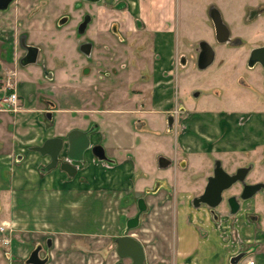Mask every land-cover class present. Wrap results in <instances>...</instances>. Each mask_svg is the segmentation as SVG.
Returning a JSON list of instances; mask_svg holds the SVG:
<instances>
[{
  "label": "crops",
  "instance_id": "0c3cea01",
  "mask_svg": "<svg viewBox=\"0 0 264 264\" xmlns=\"http://www.w3.org/2000/svg\"><path fill=\"white\" fill-rule=\"evenodd\" d=\"M38 1L42 0H17L18 7L12 11L15 23H18L16 29L23 27V23L26 27L20 36L15 30L14 38H20L22 48L24 43L37 46L40 49L38 62L27 66L20 63V69H13L14 59L11 62L5 60L0 48V77H3L0 79V244L9 247L1 249L3 261L0 264H20L33 246L45 237H51L54 244L52 264H72L66 256L70 255L67 253L74 242L87 245L98 240L97 236L115 238L123 235L129 219L138 212L140 198H144L148 206L145 214L148 225H154L146 227V219L142 216L145 227L135 233L143 243L150 242L152 236L163 237L159 230L170 221V214L173 213L177 220L175 264H230L235 253L251 245H255L254 249L241 264L250 261L264 264V221L251 224L243 215H238L230 220L233 225L230 230H224L212 223L205 209H193L190 201L194 189L187 184L183 185L186 189L181 190L178 197L177 212L171 206L174 202H168L170 197L175 198V188L173 190L168 184V169L180 171L181 183H184L193 171L209 166L208 152L216 157L222 155L229 161L227 157L231 151L251 149L264 143V113L190 111L186 107L189 110L183 119L186 129L179 135L175 129L169 130L170 115L181 101L178 98L181 82L177 84L176 71L188 69L192 63L187 51L176 49L179 3L185 12L180 19L190 27L189 13L200 10L194 8L196 0H119L111 5L95 6L92 13L96 16L88 32L91 30L98 37L105 32L104 24L109 25V18L100 19L99 13L106 12L114 18L111 24L114 22L121 39L122 31L134 32L144 35L141 36L143 43H149L151 39L153 44V58L150 53L141 55L143 60L149 57L153 60L150 70H138L132 76L116 70L108 79L104 76L106 71L100 69L98 75L93 72L97 67L93 61L98 57H94L92 41L79 45L84 62L94 65L82 67L80 74L73 72L67 53L63 72L51 69L47 59L39 60L42 53L39 41L29 43L28 39L45 33L46 42L54 29L61 30L66 26V23L61 24L66 15L53 13L60 11L57 4L63 6L60 0H54L56 6L52 5V9H49L50 4L41 7ZM206 4L216 42L233 45L232 42L219 43L216 39L211 18V10L216 5L209 0ZM42 8L45 13L38 25L34 21H39L38 13ZM50 19L53 23L46 26ZM229 30L232 41L240 40L235 46L243 45V39L233 38ZM13 41L17 42V38ZM86 44L92 45L89 54L81 50ZM218 58L216 52L215 59ZM189 75L184 74L183 83L190 82ZM123 80L128 82L126 86L119 85ZM243 82L247 83L242 79ZM15 93L19 97L16 111L4 101ZM152 114H158L160 121H153ZM101 115H111V119ZM159 124L163 132L157 128ZM74 129L90 131L92 146H103L110 162L100 161L88 150L83 162L72 163L77 168L74 176L60 168L45 171L51 162L50 156L33 148L43 146L48 139L65 138ZM172 135L175 139L173 156L168 152ZM67 151L66 144L62 154L65 160ZM162 158L174 164L162 166ZM183 159L188 167L178 169L177 165ZM72 183H79L75 187L78 190L70 191ZM158 183H167L165 190H158ZM100 189L114 192L113 212L109 214V203L95 193ZM150 192L152 194H148ZM201 212L206 214L205 217L199 214ZM109 219L112 220L110 223ZM226 235L229 236L227 240ZM163 240L156 243L158 249L153 251V256L165 248Z\"/></svg>",
  "mask_w": 264,
  "mask_h": 264
},
{
  "label": "rangeland",
  "instance_id": "374dc122",
  "mask_svg": "<svg viewBox=\"0 0 264 264\" xmlns=\"http://www.w3.org/2000/svg\"><path fill=\"white\" fill-rule=\"evenodd\" d=\"M75 1L78 2V0H60V3L63 6H60L59 4L56 6L54 0L50 2L45 0L38 1V3L41 4V7L50 4L49 9H52V7H54L52 5H55L60 11H54V15H69L72 19L69 23V27L66 28L65 26L61 30L54 29V32L48 34L46 42H44V37L46 36L45 33L36 34L34 37L28 39L29 43L36 39V41H39L38 44L42 47V53L39 60L47 59L48 62H50V68L59 73L63 72V69L66 68L67 53L71 58L70 63L71 67L74 69L73 72L80 74L83 71L82 67H94V65L92 63H87V61H85L86 63L84 62L80 55L79 45L85 41H92L95 44L94 57H98V59L93 61V63L97 65V67L93 69V72L97 75L100 74L98 71L100 69L103 72L112 71L113 73L116 72V70L118 73H123L125 71L132 76L136 73L135 71H146L152 68L151 64L153 60H149V56V58L143 60V56H141L144 53H150L151 58H153L152 40L150 39L149 43L146 41L143 43L144 40L141 36L144 35L134 32L126 33L124 31L121 32L123 37V39H121V36L112 32L110 24L114 19H111L110 14H106V12L105 14L103 12L99 13V15L102 16H100V19H106V17L109 18V25L108 23L104 24L105 32L102 34V37L100 36L99 38L91 30L85 36L79 37L76 28L81 20L82 11H75ZM118 1L119 0H107L104 3H100L99 7L106 5L105 3L111 5V3L115 4ZM209 1L216 5V7H214L215 9L218 7L222 10L220 14L222 15L223 21L229 25L233 38L239 37L243 39L244 43L237 47L235 45H220L216 42L215 37H213V29L209 22L210 12H206V7L208 5L206 3H208V0H196L194 8L199 7L200 10L194 11L191 14L189 13L191 20L190 27L186 26L183 20L180 19L181 15H184L185 12L179 3L180 9L178 11L179 24L177 28L178 38L176 49L178 52L187 51L189 57L192 59V63L188 69H179L176 73V79H178L177 84L178 82H181V93L178 98L188 109H190V111H229L246 114L264 113V69L260 65H257L254 68H249L248 64L251 51L256 47L264 45V15H258L259 6L261 4L264 5V0ZM15 7H18L17 0L11 3L7 11L0 10V48L5 60L11 62L12 59H14L13 62L16 64H14V66L11 65V67L13 69H20V59L25 55L26 50L21 47L19 41L20 38H14L13 34L15 30H17L19 31L17 36H20V33L23 35L26 31V27L24 25L25 23H23V27L16 29L18 23H15L12 12ZM42 10L43 8L38 13L39 21L37 19L34 21V23L38 25H41V16L45 13L42 12ZM4 13H6L5 15L7 19L4 17ZM99 20L96 21L99 22ZM96 21L94 24L95 27L98 25ZM52 23L53 21L50 19L46 26H51ZM138 36H140V38ZM16 38L17 42L14 43L13 40H16ZM203 41L210 43L214 47L219 58L218 60L215 59L214 63L207 69L201 70L197 65V56L199 54L198 49L200 43ZM112 57L114 60L111 59ZM184 74H191L188 76L190 82L183 83L182 80ZM6 77H8V75ZM1 78L3 77H0V79ZM242 79L249 83V85H247V83L244 84V82L242 83ZM96 81L97 83H100L99 80ZM110 82L111 81H107L106 83ZM127 83L128 82L124 80L119 81V85L126 86ZM62 116L66 115L63 114ZM102 117L111 119V115H103ZM151 119L159 122L160 116L158 114H152ZM157 128L163 132V127H161L160 124L157 125ZM170 137H172V139L171 142L168 143V152L169 155L173 156L175 139L173 140V135ZM105 146L109 147V143H106ZM153 162L157 167L156 160ZM83 168L84 167H81V169ZM200 168L201 167H199V169ZM166 173L168 174L170 183L175 190L180 192L181 190L184 191L186 189L181 187L180 171L171 168L168 169ZM201 175L202 173L200 174L198 171L194 173V177L197 179H199ZM178 178L179 181L177 182ZM71 185V188H69L70 191L78 190V188L75 187H77L79 183H72ZM107 191V189L105 191L100 189L95 191V193H97V195L99 194L98 196L101 199H104L107 204L109 203L107 210V213L109 214L110 212H113L114 203L111 201L113 200L112 195L114 192L108 193ZM262 212L264 214V205L262 207ZM145 219V226H150L148 225V219ZM170 219L171 224L169 223V230L171 237L174 239L176 238L178 224L173 213ZM108 221L110 223L112 220L109 219ZM151 223H153V221H151ZM154 223L156 226L155 220ZM144 224H141L134 231H142V228L145 227ZM110 228L112 229L113 226L111 225ZM97 239L98 240H92L87 245H82V242H74L71 247H69L70 252L67 254L70 255L66 256V258H69L72 264H99V262L106 259L109 254L115 253V249H112L111 246L108 245L112 243L111 240L113 238H108V236H97ZM2 248L9 249L8 246L0 244V255L2 254ZM247 259L248 257H246L245 260ZM1 260L3 261V258L0 256V262Z\"/></svg>",
  "mask_w": 264,
  "mask_h": 264
},
{
  "label": "flooded vegetation",
  "instance_id": "af4514ba",
  "mask_svg": "<svg viewBox=\"0 0 264 264\" xmlns=\"http://www.w3.org/2000/svg\"><path fill=\"white\" fill-rule=\"evenodd\" d=\"M99 4L100 2L95 3V2L88 1V0H78V2L75 1L74 3L75 11L76 10L80 12L82 11L81 20L78 23L77 28H76L77 35H79L78 33L79 26L85 21L87 17H89L90 22L83 36H85L88 33L90 26L94 22V16H96L94 13H92V10L94 9L95 5H99ZM258 11H259L258 12L259 16L264 15V5L261 4L259 6ZM71 21H72L71 16L66 15V24H65L66 28L69 27V23ZM112 23L114 24V22ZM113 24H110L112 32L117 34L118 28L117 27L114 28ZM98 30L101 31L100 28ZM102 34L103 33L101 32L99 34V37L100 36L102 37ZM262 46H259V47H262ZM199 52H200V47L198 49V53ZM198 57H199V54L197 56V65H198ZM111 59L114 60L113 57ZM257 65H260L261 67H263L259 63L256 64V66ZM111 74H114V73L112 71H106L104 73L105 79L110 78ZM177 104H178L177 109L174 111L173 114L170 115L169 130L175 129L179 135V133L184 131L187 127L186 125H184L183 119L185 115L188 114L189 110L186 108V105H184L182 101L178 102ZM207 156L209 157V161H210L209 166L206 165L204 167H201L198 170L193 171L191 175L187 176V179L184 180V183H181V187L187 184V186L194 189L193 191L194 194L190 201V204L192 205L193 209H195L196 211L205 209V213L209 216L212 223L221 227L224 230L225 228L230 230V227L233 226L230 220L237 217L238 215H243V218L248 223H251V224H255V223L258 224L264 221V214L262 212V207L264 205V143L261 145H255L251 149H240L238 151H231L229 153V157H227L229 161H225L226 158H223L222 155L216 157L215 155L212 154V152H208ZM65 161H70V160L66 157ZM185 161L186 160L183 159L179 163V165H177V168L183 169V170L186 169L188 166L187 164H185L186 163ZM70 162L75 163L74 161H70ZM165 162H166V165H162V166L168 167L170 163H171L170 165L174 164V162H170L168 160H166ZM225 162L227 163V165ZM218 163H220V166L229 175L237 174V172L239 171V176H238L239 178L238 180L232 182L234 184L230 188L225 189L222 192V199L220 203L215 208H212L209 205L203 202H200L199 199L206 193L207 187L210 183V178L215 176V170L218 166L217 165ZM197 171L200 172V174L202 173L199 179L194 177V173ZM216 183H219V187H220L224 185V183H229V182L221 178V179H218ZM158 184H159L157 188L158 190L160 189L165 190V185L167 183H158ZM168 184H171V183H168ZM258 185H263V186L259 188ZM177 187H178V183H177ZM172 189L174 190V187H172ZM180 192L175 190V196H174L175 198L170 197V199H168V202H171V203L174 202V205L171 204V206H174L176 208V212H177V208L180 206V203L178 200ZM148 194H152V192ZM209 200L213 201L214 200L213 196H210ZM236 207H237V211L233 212V210L236 209ZM147 211H148V206H147V210L141 215L140 225L142 224V216L145 215ZM138 212H139V208H138ZM205 213L203 214L201 212L199 214L200 215L203 214L202 217H205L204 216L206 215ZM197 217L198 215L196 216V218ZM169 223L171 224V221H168V222L166 221L164 224L167 225V227H165L164 225V227H162L159 230L162 233L160 236H163V237L158 238L156 236H152L150 238V242L148 243H143L141 239H139V237L136 235L135 233L136 231H134L140 225L137 228L127 233L128 235L134 237L136 240H138L143 245L145 249V255H146L144 264H175V255L173 253L175 252V248L177 245L178 229L176 231V238L173 239L170 234ZM232 230L235 231L234 229ZM126 231L123 235L126 234ZM123 235L115 237L111 240L112 243L108 245L111 246L112 249H115V253L109 254L106 257V259L101 260L99 264H133L134 263L133 259L123 258L118 253L117 240ZM228 237L229 236L226 235L225 239L227 240ZM162 240L163 242H165V248L163 250L159 249L158 254L153 256L152 255L153 251L158 249L157 248L158 245L156 243ZM254 246L255 245L245 247L244 249H241L240 251L235 253L230 259V264H233L235 261V258H237L238 256L244 255V257L241 258V260L236 262L237 264H241L246 259V257H248V254L254 249ZM53 251H54V244H53L51 237L42 238L40 239V241H38L33 246V248L29 251L25 259L22 260L20 264H52Z\"/></svg>",
  "mask_w": 264,
  "mask_h": 264
},
{
  "label": "water",
  "instance_id": "95a60500",
  "mask_svg": "<svg viewBox=\"0 0 264 264\" xmlns=\"http://www.w3.org/2000/svg\"><path fill=\"white\" fill-rule=\"evenodd\" d=\"M15 0H0V10L7 11L9 6ZM91 2H100L102 0H88ZM211 18L214 22L217 40L219 43H233V45H238L240 40L232 41L230 36V30L228 26L223 21L222 15L220 11L213 8L211 10ZM90 22L89 17L85 19V21L79 26L78 33L79 35H83L86 32L88 24ZM66 23V17L62 19L61 24ZM26 49V55L21 60V65L27 66L30 64H34L38 62L39 51L40 49L35 45H27L23 44ZM81 50L89 54L91 51V45L86 44L81 47ZM216 58V51L214 47L203 41L200 43V52L198 57V67L201 70L207 69L211 66ZM261 64L264 67V46L256 47L252 50L250 59H249V67H254L256 64ZM171 124V123H170ZM66 144L68 145L67 158L70 161L74 162H83L85 158V153L88 150H91L94 156L100 161H109L110 159L106 154V151L101 145L92 146L90 140V131H83L80 129L72 130L66 138L55 137L52 139H48L43 146L34 147L33 150L40 152L44 156H50L51 162L45 168V171H51L57 168L62 169L70 176H74L77 173V168L70 162L65 161L62 158V154L66 149ZM166 160L164 158L161 159L160 164L166 165ZM217 168L215 170V176L210 178V183L207 187L206 193L199 199L200 202H203L209 205L212 208H215L222 199V192L225 189L230 188L234 183V181L238 180L239 171L237 174L229 175L224 171V169L220 166V163L217 164ZM223 178L229 183H224V185L219 187V183H216L218 179ZM263 185H258V187H262ZM210 196H213V201H210ZM238 206V205H237ZM138 214L131 218L128 221L126 234L122 237L118 238V253L123 258H130L134 260L133 264H144L145 263V249L143 245L136 240L134 237L128 235L127 233L140 225L141 215L147 210V204L144 198H140L138 201ZM237 211L236 209L233 212ZM244 255H240L235 258L233 264H237Z\"/></svg>",
  "mask_w": 264,
  "mask_h": 264
},
{
  "label": "built area",
  "instance_id": "2783aa9c",
  "mask_svg": "<svg viewBox=\"0 0 264 264\" xmlns=\"http://www.w3.org/2000/svg\"><path fill=\"white\" fill-rule=\"evenodd\" d=\"M18 98H19L18 95L15 93V94L10 95L9 97L4 98V101L12 107V110L16 111ZM1 230H4V229L1 228ZM249 264H254V262L250 261Z\"/></svg>",
  "mask_w": 264,
  "mask_h": 264
}]
</instances>
